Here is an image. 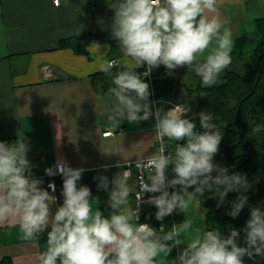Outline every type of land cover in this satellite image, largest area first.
<instances>
[{
    "label": "clouds",
    "instance_id": "9594fccd",
    "mask_svg": "<svg viewBox=\"0 0 264 264\" xmlns=\"http://www.w3.org/2000/svg\"><path fill=\"white\" fill-rule=\"evenodd\" d=\"M218 0H113L111 36L118 42L127 63L115 74L118 61L104 59L98 70L112 76L108 88L113 98L109 119L138 124L154 118L155 138L159 148L147 159L150 169L130 203L132 187L128 170H121L111 180L94 177L97 189L108 194V215L100 208V199L87 185H80L86 169L69 166L66 159L45 168L49 177H62V204H57L56 186L35 177L28 158L29 144L23 136L15 143L0 141V226H18L22 239L37 240L46 233V248L37 264H159L173 248L182 250L167 264H245L246 258L264 259V210L250 209L243 229L194 230L191 220L157 231L146 223H137L141 203L154 206L155 219L163 221L174 212L185 216L192 207H200L205 191L214 192L217 207L230 204L226 214L237 218L247 204L243 194L252 188L246 174L233 172L214 163L223 133L214 123L212 113L200 112L199 127L189 116L190 107L177 104L168 110L155 107L150 85L145 82L154 69L164 66L167 75L191 68L201 85L213 87L232 64L234 38L218 15ZM77 30L74 34L79 35ZM97 51L101 45L95 44ZM146 70L141 76L140 68ZM254 133L264 132L256 124ZM167 141L177 142L168 151ZM121 167V165H116ZM169 166L174 173L168 176ZM108 171L109 166H101ZM191 189V190H190ZM230 192L236 199L227 201ZM144 193L151 194L142 200ZM53 205H56L53 211Z\"/></svg>",
    "mask_w": 264,
    "mask_h": 264
},
{
    "label": "crops",
    "instance_id": "0c3cea01",
    "mask_svg": "<svg viewBox=\"0 0 264 264\" xmlns=\"http://www.w3.org/2000/svg\"><path fill=\"white\" fill-rule=\"evenodd\" d=\"M111 3L113 0H60V5L55 6L53 0H0V141L11 144L20 136L25 138L30 146L28 158L33 173L44 181L45 188L49 180L44 170L59 158L66 159L73 168L86 169L79 184L90 187L93 196L99 197L100 207L102 203L107 205L108 194L97 189L94 177L105 175L111 180L115 173L127 170L128 163L148 159L159 148L154 125L109 119L113 98L108 88L112 86V76L98 67L104 59L118 61L119 69L127 63L111 36ZM217 7L225 27L232 31L234 48L232 64L215 86L225 84L230 71L248 77L249 57L261 41L257 20L264 17V0H218ZM77 30L79 35L102 33L114 42L99 44V52L95 45L89 46L84 54L61 48L62 40L78 36L74 34ZM145 68L140 69L144 72ZM166 72L160 66L152 71L151 79L144 77L150 85L151 101L154 94L159 101L157 107L168 110L184 104L191 109L189 116L195 115L189 95H193L198 106L199 76L186 66L173 75ZM164 79L186 86L158 96L156 84L162 87L160 82ZM108 130L113 135L104 136ZM103 165L109 166L108 171H103ZM169 173L172 178L171 166ZM53 180L56 191L49 192L58 198L57 204H62V177L57 175ZM129 184V199L134 204L137 178L133 171ZM201 206L190 208L186 216L175 212L176 225L191 220L193 228L189 235L197 228L206 229ZM161 225L165 231L170 230V217ZM45 248L46 244L38 239L23 240L18 226H0V260L10 258L12 264H37L36 257ZM182 248L183 245L173 248L166 259H174ZM166 259L159 257V264H167Z\"/></svg>",
    "mask_w": 264,
    "mask_h": 264
},
{
    "label": "trees",
    "instance_id": "16d2710c",
    "mask_svg": "<svg viewBox=\"0 0 264 264\" xmlns=\"http://www.w3.org/2000/svg\"><path fill=\"white\" fill-rule=\"evenodd\" d=\"M257 29L261 35V41L249 57L248 77L244 78L230 71L225 77V84L202 88L200 82L199 90H197L198 108L196 115L192 117L197 123V130L200 131H203L199 127L198 114L200 112L212 113L214 117H218L213 122L219 125L223 139L219 153L214 157V163L227 167L229 174L233 172L246 174L252 184V188L243 193L247 197V204L235 219L226 214L231 209L230 204L217 207L218 198L214 192L205 191L200 197L201 205L205 209L206 229H219L224 235L229 234L230 228L238 229L241 244H243V229L250 217V209L260 207L264 210V132L254 133L252 131L256 124H264V17L257 20ZM106 42L113 43L114 41L109 40L102 33H86L62 40L60 47L72 49L77 54H84L89 46ZM118 70L120 69L115 67L112 73ZM138 71L143 72L142 69ZM197 78L200 81V77ZM175 82L172 79L161 80L162 87L157 83L158 96H167L173 90L179 91L186 86L179 82L175 85ZM160 88H164L165 91ZM254 89H256L254 94L248 96ZM247 96L248 98L240 106L242 99ZM140 123L153 126L155 120L152 118ZM166 143L168 150L171 151L177 142L166 140ZM237 195L236 192H230L226 200L232 201ZM100 208L105 215L111 211L104 203ZM38 240L46 244V233L41 234ZM0 264H12V262L10 258H4L0 260ZM245 264H264V259L256 257L248 260L246 258Z\"/></svg>",
    "mask_w": 264,
    "mask_h": 264
},
{
    "label": "built area",
    "instance_id": "2783aa9c",
    "mask_svg": "<svg viewBox=\"0 0 264 264\" xmlns=\"http://www.w3.org/2000/svg\"><path fill=\"white\" fill-rule=\"evenodd\" d=\"M53 3H54L55 6H59L60 5V0H53ZM46 70L49 71L50 69L48 67H46ZM145 70H146V68H145ZM147 77H149V79H151L152 78V72ZM152 95H153L154 101L157 102L156 105H155V107H157L159 101L154 97V94H152ZM198 131H200V130H198ZM103 135L104 136H110V135H113V132L108 130ZM146 161H147V159L136 161V162H133V163H128V169L127 170L129 172V176L131 175V172L133 171V172H135L136 178H137V190H136L135 195H134L133 207H136L135 200H136V194L139 191V186H140L141 182L148 175V172L150 171V169H147V167H146V163H145ZM168 176H169V178H171L169 170H168ZM47 177H48V180H49L48 183L49 182H54L55 183V181L53 180L54 177H49V176H47ZM48 183H47V185H48ZM55 186H56V183H55ZM49 191L51 192V189H49ZM149 195H151V194L144 193L142 195V200L146 201ZM139 207H140L139 220L136 221V222L137 223L149 224L154 229L159 231V229L161 228L162 225H161V221H157L155 219V212L157 211V209L154 206L149 205L147 203H141L139 205ZM169 217L171 219L172 226L176 225L175 212L172 215H170Z\"/></svg>",
    "mask_w": 264,
    "mask_h": 264
},
{
    "label": "rangeland",
    "instance_id": "374dc122",
    "mask_svg": "<svg viewBox=\"0 0 264 264\" xmlns=\"http://www.w3.org/2000/svg\"><path fill=\"white\" fill-rule=\"evenodd\" d=\"M243 56V58L245 57V55H242ZM244 59H246V57L244 58ZM243 61H246V60H243ZM189 98H190V100L193 102V104H194V111H195V115H196V108H197V105H196V99L193 97V95H189ZM192 116H190L191 118L192 117H194L195 115H193V114H191ZM201 209H202V214L205 216V212H204V209H203V207L201 206ZM203 221H204V218H203Z\"/></svg>",
    "mask_w": 264,
    "mask_h": 264
},
{
    "label": "water",
    "instance_id": "95a60500",
    "mask_svg": "<svg viewBox=\"0 0 264 264\" xmlns=\"http://www.w3.org/2000/svg\"><path fill=\"white\" fill-rule=\"evenodd\" d=\"M255 90H256V89H254L253 92H252L250 95H248V96L253 95L254 92H255ZM248 96L242 99V101H241V103H240V106L244 103V101L248 98Z\"/></svg>",
    "mask_w": 264,
    "mask_h": 264
}]
</instances>
